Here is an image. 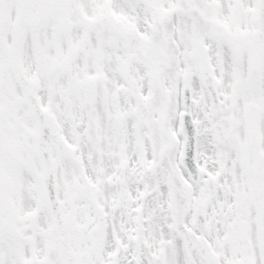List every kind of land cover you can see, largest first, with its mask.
I'll return each instance as SVG.
<instances>
[{"label": "snow or ice", "instance_id": "1", "mask_svg": "<svg viewBox=\"0 0 264 264\" xmlns=\"http://www.w3.org/2000/svg\"><path fill=\"white\" fill-rule=\"evenodd\" d=\"M0 264H264V0H0Z\"/></svg>", "mask_w": 264, "mask_h": 264}]
</instances>
